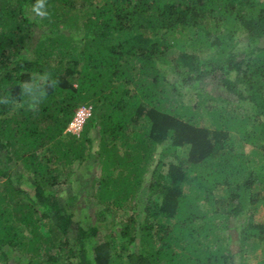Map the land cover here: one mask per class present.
<instances>
[{"label":"trees","instance_id":"1","mask_svg":"<svg viewBox=\"0 0 264 264\" xmlns=\"http://www.w3.org/2000/svg\"><path fill=\"white\" fill-rule=\"evenodd\" d=\"M0 101L4 264L46 245L44 264H249L264 245V0H0ZM89 161L125 213L101 243L60 197Z\"/></svg>","mask_w":264,"mask_h":264},{"label":"rangeland","instance_id":"2","mask_svg":"<svg viewBox=\"0 0 264 264\" xmlns=\"http://www.w3.org/2000/svg\"><path fill=\"white\" fill-rule=\"evenodd\" d=\"M201 57L206 58L211 55V52H201ZM206 89H209L208 87ZM215 93H220L217 89L214 91ZM183 99L186 101L189 97L184 96ZM192 100V99H190ZM203 123H207V118L203 117ZM82 131V129H81ZM81 131L77 134L80 135ZM71 133V132H70ZM73 134V132L71 133ZM179 155L184 156V153L181 151ZM89 164V167L88 165ZM20 167L15 169V172H19ZM14 172V173H15ZM72 176L67 180V182L59 187L61 201H66L70 196H75V199L71 203L70 210L73 211L74 219L80 222H83L89 226H98L101 230V234L97 237V242L104 241L102 239L103 236L112 232L116 227H121L125 223V213L123 211L114 212L111 215L112 208L109 211H105L103 206L97 202V200L92 195V187L91 180L98 178L99 169L98 167L92 163L87 162L80 166L72 167ZM16 178V173L14 174ZM64 182V180H63ZM227 193L225 189H218L214 197L218 202V207L220 209H224L225 203L227 202ZM136 202L133 201L131 203V207H134ZM254 223L256 224H264V208H260L258 212L254 216ZM47 247L42 248V257L39 254L32 255V264H44V259L49 255H54L55 250L53 247L46 245ZM8 264H27L29 262V256H25L21 254L18 248H13L7 254ZM43 258V259H42ZM264 260V245L260 247L259 250L256 251L253 255H250L246 258V262L249 264H255L257 262H261ZM41 262V263H40ZM0 264H4L0 261ZM55 264H63L62 260H59Z\"/></svg>","mask_w":264,"mask_h":264},{"label":"clouds","instance_id":"3","mask_svg":"<svg viewBox=\"0 0 264 264\" xmlns=\"http://www.w3.org/2000/svg\"><path fill=\"white\" fill-rule=\"evenodd\" d=\"M41 7L43 6V0H40ZM41 81L48 82L50 83L51 86H55L56 81L52 80L49 81V74L45 73L43 76L40 77ZM20 88L22 90V93H28L30 95V99L32 101V104L35 105L36 103L39 102V99L37 98L36 95V90H39V97H44L45 92L42 90V85L37 84V82L34 80L31 83L28 82H22L20 84ZM4 101H0L2 103Z\"/></svg>","mask_w":264,"mask_h":264},{"label":"built area","instance_id":"4","mask_svg":"<svg viewBox=\"0 0 264 264\" xmlns=\"http://www.w3.org/2000/svg\"><path fill=\"white\" fill-rule=\"evenodd\" d=\"M90 115L91 107H80L70 122L67 131L71 133L73 132V134L77 135L81 131L85 121L90 117Z\"/></svg>","mask_w":264,"mask_h":264}]
</instances>
